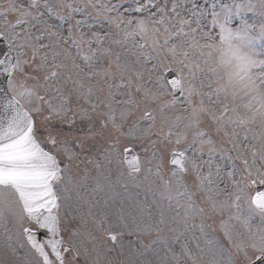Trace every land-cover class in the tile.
<instances>
[{
	"label": "snow or ice",
	"instance_id": "1",
	"mask_svg": "<svg viewBox=\"0 0 264 264\" xmlns=\"http://www.w3.org/2000/svg\"><path fill=\"white\" fill-rule=\"evenodd\" d=\"M133 3H0V37L11 49L0 59L9 77L0 118L3 247L15 252L12 242L22 240L32 257L26 264H78L81 256L83 264H255L250 251L264 258V191L257 189L264 185V0ZM173 70L171 80L159 74ZM77 119L87 125L82 136L71 131ZM98 137L96 154L85 157L96 175L86 169L74 179L72 162ZM89 178L92 193L107 191L113 200L130 186L153 193L158 215L148 213L134 229L155 236L148 244H122L123 216L108 223L106 212L89 209L103 235L120 245L122 262L107 259L91 233L90 249L79 228L65 236L75 208L64 205L74 192L77 202L85 199L80 189ZM225 212L247 229L241 239L226 229L227 249L205 222ZM257 216L261 226L253 229ZM178 234L186 241L192 234L203 247L186 242L175 252Z\"/></svg>",
	"mask_w": 264,
	"mask_h": 264
},
{
	"label": "rangeland",
	"instance_id": "2",
	"mask_svg": "<svg viewBox=\"0 0 264 264\" xmlns=\"http://www.w3.org/2000/svg\"><path fill=\"white\" fill-rule=\"evenodd\" d=\"M4 2H6V0H0V3ZM17 2H23V0H17ZM111 2L121 3L124 5V8L134 6L133 0H111ZM13 18L14 17L11 16L9 17V19ZM101 26L105 29H107L108 27L106 23H102ZM155 63L156 61L152 60L147 65V67L151 69ZM164 73L165 71L159 74L164 75ZM155 74L158 73H154V75ZM43 115L46 116L47 113H44ZM35 119L37 120L38 124L43 122V116H37L35 117ZM51 126L55 129H62L63 132H68L70 130L67 125H61L58 121H52ZM71 131H73L76 135L82 136L84 132L87 131V125L86 123H82L79 119H77L76 125L71 129ZM42 132L43 129L41 128V133ZM102 143L103 140L99 137L89 141L90 147L81 154L80 160L72 162L71 173L73 174L74 179L84 175L86 169L88 170L89 177H93L96 175L95 169L88 164L85 157L94 156L97 149H99ZM130 146L132 145L130 144L129 147ZM135 149L137 150V152L140 151L139 144L136 145ZM206 158L207 157L205 156V159ZM93 187L94 184L91 178H89L87 186L80 189L81 192H84L85 199L77 202L74 192L72 200L65 203L64 208H68L69 203L75 208V211H69L68 218L65 221L66 237L70 236L72 231L79 228L81 231V235L80 237H78V239L83 240L85 245L89 249L91 248V243L88 241V233H91L92 236L96 237V242L102 244L107 259L120 262L126 259V255L120 253V245L110 242L103 235L102 231L95 225L92 216L89 214V209L91 208V213L96 214L97 216L106 212L108 214V223L114 222L117 216H123L124 223H126L128 227L124 228L123 226H121L117 229V231L122 233L121 243L124 245H128L130 242L133 246H136L140 243L148 244L151 240L155 239L154 235L146 239L142 234H139L134 230L135 225L138 222H143L146 220L148 213H151L153 217H156L158 215V209L153 203L154 196L152 192L147 191L144 186H141L139 188L130 186L127 192H124L123 189H118L121 192V197L119 199L113 200L111 199V194L107 191L92 193L91 189ZM140 202H143V208L141 207ZM201 206L204 205L202 204ZM81 214H83L86 224H81ZM205 222L208 226L206 228V231L210 234V236L214 237L222 247L226 249L231 248V243L225 235L226 229L230 230L233 236L237 239L245 238L247 234V229L244 224L236 220L235 217L229 220V214L227 212H225L222 216L220 214H210L209 216L205 217ZM195 223L199 224L200 221L197 220ZM260 226L261 221L259 217H254L251 221V227L255 229ZM8 228L9 234H14L17 231L13 228V225L11 223L8 224ZM3 231V226L0 225V261H2L3 264H26V262L32 258L27 249L28 247L24 245V242L22 240L14 239V241L12 242V247L16 249L15 252L6 250L3 247L2 243ZM193 234L198 237L200 235L199 229H194ZM178 235H180V239L173 241V250L177 253H179L181 246L186 242L189 243L190 247L193 250H195L197 243H200L201 247H203V242L193 239L192 234H189L187 241L185 240L184 235ZM258 254L259 253L255 252V250L249 252V256L251 259H254ZM83 260V256L79 257L78 264H83Z\"/></svg>",
	"mask_w": 264,
	"mask_h": 264
},
{
	"label": "water",
	"instance_id": "3",
	"mask_svg": "<svg viewBox=\"0 0 264 264\" xmlns=\"http://www.w3.org/2000/svg\"><path fill=\"white\" fill-rule=\"evenodd\" d=\"M7 44L5 43V41L2 39V37H0V59L6 57L9 55V51L7 50ZM1 73L3 72H0V118H2L4 115H5V111H4V97L5 95L8 93V90H7V85H6V82H7V79H8V76L7 74H3L1 75ZM175 77L174 74L172 73H168V77L169 80L173 79ZM180 93L177 92V95H179ZM135 154V152H130L129 153V159L132 158V156ZM258 190H261V191H264V187L263 186H260L257 188ZM41 232L39 233L40 235H46L45 237L47 238L48 237V233L46 232V230H40Z\"/></svg>",
	"mask_w": 264,
	"mask_h": 264
}]
</instances>
